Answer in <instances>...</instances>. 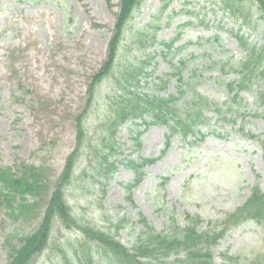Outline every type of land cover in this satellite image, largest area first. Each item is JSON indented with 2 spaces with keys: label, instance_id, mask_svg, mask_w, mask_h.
<instances>
[{
  "label": "rangeland",
  "instance_id": "374dc122",
  "mask_svg": "<svg viewBox=\"0 0 264 264\" xmlns=\"http://www.w3.org/2000/svg\"><path fill=\"white\" fill-rule=\"evenodd\" d=\"M234 3L243 13L250 10L248 0ZM119 5L120 0H0V167L12 172L22 166L44 168L51 177L45 201L76 146V120L87 104L91 79L106 58ZM249 23L250 28L239 30L221 0H140L125 27L118 65L148 62L139 92L163 98L178 97L177 77L163 85L177 67L184 95L175 108L180 110L196 92L217 105L221 114L207 111L197 128L199 135L186 139L151 124L149 116L121 126L112 158L116 172L106 181L95 180L89 178L88 168L87 177L65 191L75 218L111 227V234L116 219L130 220L117 232L119 241L130 248L140 230L139 215L157 231L169 221L183 225L187 215L198 216L205 230L223 221L254 187L264 193V108L257 105L254 93L233 101L224 87L237 79L232 71L244 57L230 30H239L252 45L263 48L264 72V21L253 13ZM163 42H172L171 48H163ZM258 89H264V73L253 82L252 91ZM111 96L105 83L85 122L94 149L102 148L106 136ZM137 132H142L138 148L133 140ZM92 151L83 155L76 170L87 157L94 161ZM145 158L158 160L144 168L143 180L131 191V203L125 186L134 174L121 162ZM163 177L168 180L161 187ZM16 214L0 204V264L10 262V250L39 224V218L30 215L8 217ZM51 237L50 248L30 264H63L58 248L64 250L67 242L79 239L57 223ZM211 252L216 264L222 263L223 255L236 259V264L263 257L264 224L247 220L230 226Z\"/></svg>",
  "mask_w": 264,
  "mask_h": 264
},
{
  "label": "trees",
  "instance_id": "16d2710c",
  "mask_svg": "<svg viewBox=\"0 0 264 264\" xmlns=\"http://www.w3.org/2000/svg\"><path fill=\"white\" fill-rule=\"evenodd\" d=\"M248 1L250 10L243 13L234 0H221L225 10L235 17V24L238 25L239 30L243 27L250 28L249 22L252 20L253 13L258 14L264 21V0ZM139 2L140 0H120L113 34L107 46L106 58L99 71L91 79L87 104L76 120V146L67 156L65 165L53 183L54 188L46 201L45 196L50 188L51 177L44 168L22 166L16 172H12L8 167H0V204L11 212L17 213L8 217L22 219L25 215H30L31 218H39L35 231L21 239L17 247L10 250L8 264H30L34 256L50 248L53 244L51 233L55 223L61 229L73 231L79 236L78 240L67 242L64 250L58 248L63 264H216L213 261L211 249L215 247L230 226L247 220L264 224V193L257 187H254L245 201L228 214L223 221L214 225L210 224L205 230L202 228L204 221L198 216L187 215L183 225L169 221L166 228L157 231L142 215H139L137 224L140 230L134 234L130 248H126L117 238L118 230L130 220L116 219L111 225L114 228V233L111 234L109 232L111 227L105 229L95 227L73 216L65 201V191L78 178H86L88 168L91 173L89 178L95 180L106 181L116 172V162L112 158L115 157V136L121 126L127 122L133 124L149 116L152 119L151 124L165 126L170 135H179L182 139H186L199 135L197 128L204 122L207 111L221 114L217 105L196 92L192 93L190 100L180 110L175 108V102L184 95L183 80L177 67H175L177 71L166 76L167 80H164L163 85L165 87L169 78L177 77V81L181 83L178 88V97L170 95L163 98L139 92L141 76L148 75L144 71L148 62L140 61L135 66L118 65L119 49L125 27L131 20ZM239 30H230L229 33L236 40L244 57L232 71L237 79L226 83L224 87L227 88L233 101L238 100L242 94L254 93L257 105L264 108V89L252 91L253 82L256 81L258 75L264 73L260 70L263 64V48L259 49L252 45L244 34H240ZM213 40L218 41L217 38ZM161 44L166 50L172 46V42ZM182 62L180 61L179 66L183 65ZM105 83L110 86L112 96L109 99V119L105 122L106 136L102 138V148L99 150L94 149L88 140L85 122L95 98L98 93L102 92ZM141 134L142 132H137L133 138L137 148L140 145ZM244 135L251 141H258V138L253 135ZM261 143L264 146V141ZM168 146L169 136L166 137L165 149ZM89 149L93 150L91 159L94 161L91 163L87 157L83 167L76 170L77 163L83 155L86 153L91 155ZM164 152L162 151L161 155ZM157 160L158 158H145L139 161L130 159L125 163L121 162L134 174L133 181L125 186L130 202L131 191L144 178V168L154 164ZM167 180V177L161 178L160 186L163 187ZM221 260L220 264H236V259L226 255H223ZM249 264H264V256L256 258Z\"/></svg>",
  "mask_w": 264,
  "mask_h": 264
}]
</instances>
